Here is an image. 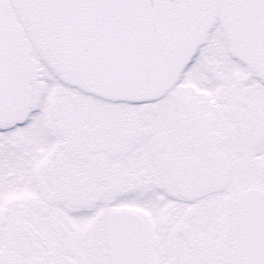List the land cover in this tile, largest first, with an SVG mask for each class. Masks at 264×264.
I'll list each match as a JSON object with an SVG mask.
<instances>
[{
	"label": "snow or ice",
	"instance_id": "obj_1",
	"mask_svg": "<svg viewBox=\"0 0 264 264\" xmlns=\"http://www.w3.org/2000/svg\"><path fill=\"white\" fill-rule=\"evenodd\" d=\"M0 264H264V0H0Z\"/></svg>",
	"mask_w": 264,
	"mask_h": 264
}]
</instances>
